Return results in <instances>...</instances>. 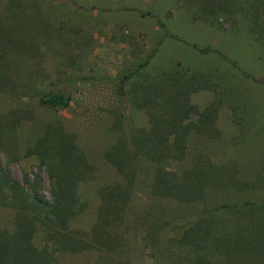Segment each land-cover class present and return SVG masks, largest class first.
<instances>
[{
  "label": "rangeland",
  "instance_id": "1",
  "mask_svg": "<svg viewBox=\"0 0 264 264\" xmlns=\"http://www.w3.org/2000/svg\"><path fill=\"white\" fill-rule=\"evenodd\" d=\"M258 13L249 31L246 9L216 28L175 0H0V173L40 205L30 226L38 260L29 264H237L211 244L192 251L177 235L201 214L213 215L222 235L246 229L222 207H264L261 2ZM180 86L185 96L167 107ZM54 93L68 97L66 108L37 103ZM170 123L193 127L181 153L158 166L174 173L163 181L186 184L179 199L154 192L151 143L120 145ZM60 148L79 162L56 205ZM108 154L119 156L123 175ZM191 173L203 181L197 189ZM0 193V232L18 236L35 214L19 193ZM67 200L59 223L53 209ZM19 246L8 247L6 264H27L15 258ZM255 260L245 264H263Z\"/></svg>",
  "mask_w": 264,
  "mask_h": 264
},
{
  "label": "trees",
  "instance_id": "2",
  "mask_svg": "<svg viewBox=\"0 0 264 264\" xmlns=\"http://www.w3.org/2000/svg\"><path fill=\"white\" fill-rule=\"evenodd\" d=\"M175 1L189 9L190 17L193 20L200 21L216 28H220L221 24H233L234 21L232 22V20H234L235 14L238 11L246 9L247 27L249 31L255 30L258 27L257 19L260 17L258 13L259 3L261 2L264 4V0ZM159 27L162 28V25H159ZM162 36L165 37L167 35L163 33ZM198 51L204 52V50L200 49ZM170 88L172 89V85ZM183 88V86H180V89L176 93L174 91V93L171 94L167 100H165L167 107L173 108L176 105L174 104L175 101H172V95H176L177 97L185 96L187 91H184L185 88ZM120 89L121 86L119 87V90ZM36 100L39 105H49L58 110L66 108L69 102L68 97L63 93L41 95L37 97ZM140 100L141 99L135 101L137 102L135 104V108L139 105L138 102ZM192 128L193 127L188 123H170L162 131L156 132L152 130L145 132V135L142 138L129 135L125 141L120 144L122 148H126L128 146V151H130L131 147H133L134 150H141L145 146L143 144L151 143L154 149L151 153L153 156L157 157L156 163L158 164L154 174L158 191L154 192H158L160 196L179 199L187 188L186 184L172 186V182L169 181V178H167L168 180L163 181V178L171 177L174 173L164 170V166H158L160 164H165V161L174 160V155L177 156V154L181 153V149L187 143V138ZM131 152L126 153V155H131ZM59 156L62 173L60 175H55L54 177L55 185L57 187L56 205L59 204L60 198H66V195L69 194V189L73 182L71 165L72 163L77 164L79 162L78 158L75 160L73 159V156L69 154L67 148H60ZM38 158L43 161L42 153L38 154ZM106 161L114 167L118 173H121L122 175L124 174V164L120 162L118 155L108 154L106 155ZM191 175L194 179L192 180V184L197 189L203 184V181L200 179L201 177L199 174L191 173ZM185 177L186 178H183L182 180L183 182L189 180L188 176ZM159 178L161 179L160 181ZM2 191L7 192L8 195H14L16 192L19 193L27 201L26 206H28L35 215L32 217L31 221L23 222L18 225V236L9 237L0 232V264H6V252L8 247L17 243H19L20 246L19 249H17V251L19 250V254L15 257L16 260L27 264L36 262V260H38V256L34 253L32 247L30 246V239L32 236L30 226L35 222L34 220L38 218L36 211L40 208V205L36 203L35 193L31 192V196H28L23 189L18 188L13 182L6 181L4 174L0 173V192ZM190 195L195 197L198 193L196 191H190ZM67 202L68 203L60 204L53 209V211H55V219L59 223L63 222V214H65V210L63 211V209L71 206L69 200H67ZM19 204L21 205L22 203ZM255 205L260 204L242 202L222 207L227 213L232 212L235 215H238V221L242 224L245 223L247 226L246 229H243L244 227H242L241 230L239 229L241 228V225L236 224L232 233L223 232L224 234L222 235L220 231H217L218 228H216L217 226L213 215L207 216L205 214H201L200 216L190 220L186 227H183L182 231L177 235V242L182 245L187 244L192 251L201 249L202 244H211L215 249L220 250L226 259L237 264H245L246 259L253 260L254 258H256V260H260L261 263L264 264V207H262V209L259 207L258 209H261V211H259L260 214H257L256 210L258 211V209ZM219 208L215 207L214 210H218ZM207 210L209 211L210 208H207ZM199 264L203 263L199 261Z\"/></svg>",
  "mask_w": 264,
  "mask_h": 264
}]
</instances>
